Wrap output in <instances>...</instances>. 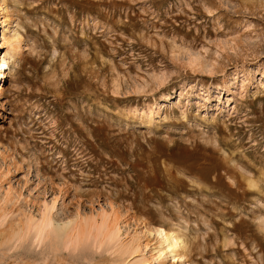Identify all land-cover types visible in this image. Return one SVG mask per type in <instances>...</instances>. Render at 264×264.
Wrapping results in <instances>:
<instances>
[{"label": "rangeland", "instance_id": "374dc122", "mask_svg": "<svg viewBox=\"0 0 264 264\" xmlns=\"http://www.w3.org/2000/svg\"><path fill=\"white\" fill-rule=\"evenodd\" d=\"M0 5V264H264V0Z\"/></svg>", "mask_w": 264, "mask_h": 264}, {"label": "bare ground", "instance_id": "6f19581e", "mask_svg": "<svg viewBox=\"0 0 264 264\" xmlns=\"http://www.w3.org/2000/svg\"><path fill=\"white\" fill-rule=\"evenodd\" d=\"M7 10L5 6L0 5V36L2 43L6 45V51L2 55L0 54V77L8 75L12 69H9V66L13 67L16 63V58L18 57L17 60H19L22 56L21 54H23L20 45H18L19 35L14 30V26L12 25L13 21ZM3 68L6 70L4 71ZM45 223L49 224L50 222L46 220ZM46 224L36 225L35 233L37 232L38 237L39 234L40 236L43 235L45 230L49 227L46 226ZM154 234L156 243L153 248L154 255L151 257L154 262L160 263L167 255L174 263L180 262L181 264H186L183 253L184 243L175 231L157 228ZM127 248H129V246H127ZM134 249L138 248L136 247ZM132 250L133 249H131V251Z\"/></svg>", "mask_w": 264, "mask_h": 264}]
</instances>
